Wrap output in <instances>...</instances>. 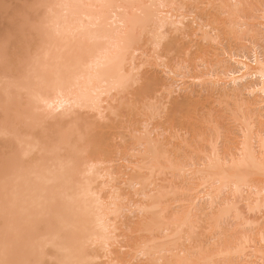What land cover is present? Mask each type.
Returning <instances> with one entry per match:
<instances>
[{
	"label": "bare ground",
	"instance_id": "bare-ground-1",
	"mask_svg": "<svg viewBox=\"0 0 264 264\" xmlns=\"http://www.w3.org/2000/svg\"><path fill=\"white\" fill-rule=\"evenodd\" d=\"M174 1L175 0H149L148 4H146L144 0H42L41 6L43 8L42 9L40 8V10L42 11L44 9V16L41 19H39L38 21H36L35 19V22H33L34 18H38V17L32 16L30 21H26L27 18L30 16L25 13V15L28 16L26 20H23V22H18L19 24L17 23L14 26L13 25L11 26V27H15L17 25V26L25 27L27 25L28 27L26 26V28H29L27 29L28 31H26V28L22 29V27H19V30L21 29L20 32L21 31L22 32L31 31V32H29L28 34L27 33L21 34L19 32L20 35H18V33L17 35H15L16 33H13L14 35L10 34L12 37L8 36L0 41V149H1L0 150V225H1V229L3 227V229L0 230V264H4L3 262L8 260H10L9 262L10 264L11 259L13 258L15 259V260L13 259V261L16 262L17 264H32L35 260L33 259V261L29 262L28 261L29 258L30 259L31 257L44 258L46 256L45 258L47 259L48 256H51V254L54 253H55L54 257L57 259L56 261L57 264H88V263L90 264L91 261L94 258H96V255H94L93 252L90 251L93 250V246L94 247L99 246L104 249L113 246V245L110 246V244L114 239L116 241V238L113 239L112 237H110L112 231H109L110 224L109 221H108L109 225L107 224L105 217L108 214L118 215L120 208L118 205L121 204V203L118 204L119 202L118 200L124 198L130 192L127 193L128 190L126 188H119V186H122V183L118 187L112 186V183L114 181L116 182V180L121 179L125 187H130V191H131V186L133 187L135 186V191H134L135 193L136 192L138 193L139 190L142 191L143 188L147 185L146 184L143 186L145 182L147 183L146 179L148 177L150 178L149 176L150 173H148V176L144 177L146 175V173L143 174V171H145L144 169H147L148 172L152 173L154 168L156 169L158 164L160 163L159 159L162 157L161 155H165V154L164 152H161L159 150L160 145L157 147L158 143L155 141L156 139H154L158 135H155L154 138L150 139L149 137H145V136H149V135H145L149 130L146 133H143L144 135L143 134L139 135V133H141L139 132L140 131L139 129L141 128L139 127H137L138 129L133 128L131 129V131L129 130V133L131 132L130 135L132 136L134 141L131 142L132 144L130 142L128 143V141L127 142L125 141V135L129 137L128 134H125L126 132L124 133L125 135H121V137L118 138L120 139L124 136V139L120 141V144L123 143L122 146L123 149H125V151L123 152H126V150H128L129 152L132 151L130 156L133 158V160L131 157H129L131 161L128 160L129 161L128 164L130 167L126 165L130 170L123 171L121 169H115L116 168L114 167L115 165L113 167L112 166L110 167L109 165L112 162L119 159V158L116 159V156H118V154L121 155V152L118 151L121 145H116L117 143H119V141L115 142L114 143L115 146L113 148L112 145L114 144L112 142H114L116 138L113 141L110 140L111 142L110 141L108 142L107 137L112 138L111 136L117 137L118 135V132L113 130L118 131L121 127L120 123L117 122L116 120L118 119L119 116L118 114H120L119 108H121L122 106L121 103H123L124 100H126L125 98H127V96L129 95H131L132 97L134 96L133 98L134 99L136 98L135 99L136 102L138 100L137 98L140 97L141 99L142 93L140 94V91L142 88H143L142 90H144L145 87L146 88L154 87V85L153 86L151 85H152V81L155 80V78H157L155 76L154 79L151 78L153 79L152 81L150 79L148 82L146 81L144 87L138 86L141 75V73L139 74V72L142 66L146 63V61L144 62V60L143 63L140 62V58H139V56L142 55L143 53L141 50L142 49L141 45L139 46V44L141 42V36L144 33V31H146V33L148 32L146 28L152 25V31H150L149 33L151 41L148 40V37L146 39L151 44H153L155 48H158L160 45L162 46L163 44L162 41H165L164 39H166L167 33L164 31V29L167 28V25L168 27L171 25L175 31H184V32H185V26H188L183 24L182 17L177 18L178 17L177 16L175 20H172L171 14L173 13L170 12L174 11L173 8V5L175 3ZM37 2H39V0H37ZM234 3L235 4H233L232 6L233 11L237 10L238 9L237 6L240 5L237 2ZM38 8L39 7H37V9ZM230 8L228 9L229 11ZM227 11L225 13H227ZM15 17L14 19L16 20ZM17 19L19 20V17ZM10 23L12 24V22ZM7 24H9V22ZM5 26L4 28L10 27L7 25ZM245 27L246 29H248L247 28L248 26ZM11 29L12 28H8L7 30L11 31ZM246 29L243 30L247 32ZM0 31L2 33L3 32L7 33L2 30ZM205 34L207 35V33ZM247 34L249 33L247 32ZM187 35L189 34L187 33ZM1 36H7V35L1 34ZM174 37L176 36L174 35ZM142 40H143L142 42L144 43L145 41L147 42V40H145L144 37ZM149 42L147 43L149 44ZM171 44L172 42H170L169 45L168 43L166 45L167 47L168 46L171 47ZM172 46H173L172 48H174V45ZM255 47L257 48V46H254L253 47L254 50H252V55L251 54L250 55L253 58V61L255 62L254 65H256L257 68H255L254 66L255 69H252L245 63L246 61H248V57H249L246 56L245 53L243 54L241 53L240 55H232L230 56L231 59H229V61L232 60L234 64L237 65V67L235 66H234L235 68L229 67L226 72L221 74L222 75L221 79H223V81L226 80V82L228 81L229 85L231 84L232 89L230 91L233 93L235 97L242 95L243 92L247 94V96L253 98L258 96L259 100L257 102L255 101L254 98L253 101H248V102L246 101L245 103H241L243 105H246V107L249 109L253 105L259 107L260 110L256 113V119L250 117L257 122L256 127H258L257 128L258 130L255 131L254 130L255 125H253V129L252 126H250L251 129L249 128L248 130L247 128V131L246 130L245 132L243 131L244 132V134H242L243 139L240 142V148L238 149V153L235 157H232L229 161L225 159L229 158V156H231L232 154L230 155L228 154L229 156L226 155L227 157H224V160H222L219 156L221 153L218 154L217 152L218 148L215 147L216 148L215 149L214 147L210 146L213 149L211 148L212 152L211 154H209L210 156L208 155L210 158L209 157L207 158L208 159L207 160L208 163H206L207 166L205 165L206 166L205 168L201 170H197L196 172L202 175L204 179H213L214 183L211 188L214 189L212 191L209 189L210 192L208 191L207 193L203 194V196L200 195H198L199 197L196 196L197 200L196 198L195 199L192 198L194 199V200L191 199L190 202L192 203L187 201L188 205L190 203L189 207L192 204L191 207H193L198 214L200 213V211L202 212V208L198 207L200 208L198 209L196 206V203L199 200H203V199L205 200V198H207L206 200L209 201L207 206H209L208 208H211L215 204L216 200L218 199L222 191L228 187L231 189L232 194L234 195L235 198L239 197V200L241 197L242 198L244 197L243 196L244 194H246V196L249 198L254 194L255 196L253 198L255 199L250 205L251 209L252 208L258 209L260 207L262 208L263 206L262 204L264 203V122L262 120H264V114H263L264 113V59L260 56L261 54H259L255 50L256 49ZM152 57L151 59L155 58ZM159 58H160L159 54L157 56L156 53V59L158 60ZM157 65L160 66L162 65V67H165L163 62ZM157 65L154 64V66L156 67ZM174 70L175 69H173L172 72ZM149 72H151V70ZM172 72L170 71L169 75L170 74L174 75L172 74ZM157 79L156 82L157 81L161 82L160 79L158 80ZM247 80H250V82H247ZM160 86L161 85L159 86L157 85V87L154 88L161 89L163 86L166 85H163L162 87ZM170 87L173 88L172 86L169 85L167 86V88L165 87L166 88L165 97L166 95L168 98L171 97L173 92L169 89ZM150 90L151 89L146 90L145 93H147V95L151 94L152 96L155 91L152 90L153 92L151 91V93L148 94V91ZM224 90L225 89H223V91ZM145 93H143V97H142L143 99L147 98L144 97ZM223 93L224 95H226V93H229V91ZM131 96L129 97L131 98ZM223 97L225 98V96ZM134 99L132 101H134ZM143 99H141L140 101H142ZM119 100L121 101V103L119 102ZM172 100L174 99L172 98ZM114 102L116 103L118 102V104L115 105ZM179 102L180 101H178V104ZM232 102H234V100ZM132 103L134 102H131V104ZM135 104L137 105L138 103ZM176 104L177 103H175V105ZM155 105L156 103H154V106ZM131 106L132 105H130L129 107L131 108ZM160 106H162V104ZM129 107L128 110L130 109ZM82 110L84 111L82 112ZM85 110L91 111V116H89L90 112L89 113L88 111L85 112ZM107 110L110 112V114L114 113L115 116L117 117L116 119L114 118L110 119L109 117L110 119L109 125L106 124L100 125L99 127L100 129L101 127L105 126L107 130L103 129V131L102 130L100 131V129L99 128L96 129L95 126L96 131H94V127L91 125L92 123L89 124V121L86 120L85 124H82V121L81 123L79 122L80 121L78 117L79 111L80 114L82 113V115L84 113V115L81 116L82 118H84L85 113H88L87 117L89 118L87 119L89 120L90 117L92 118L93 116L92 112L96 114V117L98 116L97 117L98 119L99 117L101 119L106 118L104 112H106ZM120 110H123V106L122 109ZM137 111L138 110H136L135 112ZM260 111H263V113H261ZM254 112H252V114ZM129 115H132V111L131 113H129ZM134 118L135 117H133V119ZM250 118L247 119H249L250 121ZM124 119L127 120L128 117H124ZM157 119H159V117ZM138 120L134 123L135 125L137 124ZM167 120L169 121V119ZM244 122H248V120L247 121L244 120ZM94 123L95 125L97 124L98 127L99 125L98 120H95ZM124 123L122 125L123 126L122 130H124L123 129L124 126L125 129L127 126L125 125L126 123L125 124ZM133 125H131V127H133ZM128 127L130 126H127V128ZM154 129L156 130V127ZM251 130H254L255 132H252ZM143 131H145V129ZM253 136L256 137L260 151H257L258 148L256 149L251 143L252 140L253 141L255 140L253 139ZM127 137L126 139L128 140ZM124 142L131 145L126 146L125 145L126 143ZM159 143L161 142L159 141ZM170 146L171 145H169V147ZM141 148L143 149V151L139 152ZM129 152L127 155H129ZM165 153L167 154V151ZM143 155L146 158L143 157ZM141 156L144 159L139 158ZM125 158L127 159L128 157H123L122 161H124ZM164 159L165 158L163 157V160ZM146 160L148 161L147 165H144V162ZM167 161L168 160H166V162ZM161 164L163 165V163ZM171 165L172 164H170V166ZM159 166L162 168L161 165ZM160 169H159L160 172L163 171ZM174 171H178V170H174ZM179 171H183V170L180 169ZM176 176H177V172H176ZM101 179L102 180L106 179V181L104 180L105 182L99 183L102 182L100 181ZM97 180H99V182ZM143 180L145 181L143 182ZM107 184H109L108 185L109 190H107V192H104L103 187L104 186L107 187ZM136 186H138L137 188H139L140 186V188L136 190L137 189ZM243 188H247L248 192L247 191H246L247 193L243 192L244 194L242 195ZM164 189L165 187L162 188L161 190ZM188 190L191 191L190 189ZM250 191L253 194L249 195L248 193ZM103 193L108 194V196L110 197V202L107 203L106 200L107 198L104 199ZM132 194L133 193H131V196ZM131 196L129 197V199L126 198V200L127 199L129 200V201L127 200L128 202L131 201L130 200ZM246 196L245 198H247ZM151 197H152L151 199L149 198L150 200L153 199V195ZM160 197L161 194L159 191V198ZM166 197L167 196H165V198ZM157 199L158 198H156V200ZM228 199L226 198L222 199L221 204L217 205L220 206L221 208L218 209H220V215L222 216L228 215L227 213H230V211L232 210L231 206L234 205L231 204L232 200L230 201ZM150 200L148 201L149 204H147L148 203L147 202L146 205L142 204L143 206L140 207L136 206L137 208H139L140 212L143 213L145 212L147 214L145 216L151 214V216H148L149 217L147 218L148 220L146 221L144 220V222L140 225L141 228H139L138 233H140V231L151 233L152 231H154V229L158 228V225H161V223L158 221L161 219V216L160 219L155 220L157 217L154 216H156L158 213L156 214V212L154 213L148 212V211H152L154 208L156 210V207L158 206L155 202L151 203ZM157 203L159 204V201ZM125 204L127 205V203ZM163 205H161V207ZM121 206L123 207L124 205ZM193 208L191 210H193ZM125 209L127 210V208ZM191 210L189 211V213H191ZM240 211L241 210H239V212ZM189 213L187 212V214L183 217V220L180 223L181 226L185 225L186 222L189 221L188 220L190 218ZM161 214L162 213H160V215ZM111 216L113 215H110V217ZM152 216L154 219L151 218ZM180 216L182 215H179V217ZM142 218L140 217V220ZM174 219L172 217V220ZM162 221H164V219H162ZM213 222L216 223L215 221ZM254 222H256V220ZM170 224H175V222L174 223L170 222ZM191 225L193 224L191 223ZM161 226H165V225H161ZM175 228L178 230L177 226ZM181 228L179 230H181ZM112 229L113 228H111V230ZM159 229H161V227H159ZM176 229L173 230L177 231ZM171 231H169L167 236L171 235ZM173 234L174 233H172V235ZM154 235L156 236V234ZM154 235L152 233L150 237L152 236L155 237ZM150 237H148L147 235V238ZM240 237H245V236H240ZM259 237L262 238V236ZM168 239H166V241ZM176 239H178V236ZM251 239L254 240V238L252 237ZM148 240H146L145 242L144 239L143 240L144 243H139L140 240H138L139 244L136 242L137 243L136 246L138 245V247H136L137 249L134 248L131 250V252H135V251L138 252L137 250L139 248L141 252H145V254H148V253H152L150 252L151 250H156L164 246V244H158L157 246H153L151 248L147 244L151 240L149 241ZM173 241L176 240L172 239L171 242ZM241 241L243 242V240ZM245 241H247L246 238ZM156 242H160V241H156ZM153 243H155V241H153ZM244 244L246 243L244 242L242 244L236 245V247L237 246L238 247L232 251L230 250L231 252L229 253L227 251L228 253L227 255H229L232 252H234L233 254H235V252L240 253L239 249L240 251H242L241 245ZM24 247L25 249L27 247H29L30 249L28 248L26 249V251H24L25 250V249L23 250ZM46 247H51L54 253L52 250L49 249L48 253L49 251H52V253L45 255L44 249ZM22 250L25 253H27V250H30V254H26L24 256L25 253ZM140 251L139 254H141ZM19 252H21V254L23 255H21ZM108 252L110 253V251ZM113 252L112 254H114ZM124 252L122 251V253ZM158 252H160V250L157 251L156 253ZM262 252H258V254L259 253L262 254ZM171 253L172 254L176 253V255L174 254L176 256L175 257L176 264H184L186 262L185 257L184 258L179 257V256H184V254L183 255L180 254L179 256H177V252H171ZM95 254H97V252ZM99 254L100 253H98L97 255ZM102 254L103 253H101V255ZM117 254L120 253L118 252ZM233 254H231L230 256H232ZM132 255L130 256L128 254L127 256L132 257ZM201 255H205V254L201 252ZM137 256L136 258H138ZM158 256L155 259L154 258H152V260L150 259L149 262H152V264H158V260H160ZM161 256L163 255L161 254L160 257ZM199 257L201 256L199 255ZM109 258L107 257V260H109ZM126 258L128 259V257ZM46 259L45 261H47ZM120 259L121 258H119L118 261L116 262L118 263L120 262L121 264L122 260L119 261ZM51 260H54V258ZM98 260H100V258ZM115 260H117V258ZM115 260H113L114 263ZM206 260L204 261L206 262ZM262 260L263 258L261 259V261ZM40 262H44V261H39L37 264H39ZM126 262L129 261H126L125 259L124 264H126ZM102 263L104 262L102 261ZM33 264L36 263L34 262ZM92 264L94 263L92 262ZM98 264H101V261L100 263L98 262ZM167 264H173V263L167 262Z\"/></svg>",
	"mask_w": 264,
	"mask_h": 264
},
{
	"label": "rangeland",
	"instance_id": "rangeland-1",
	"mask_svg": "<svg viewBox=\"0 0 264 264\" xmlns=\"http://www.w3.org/2000/svg\"><path fill=\"white\" fill-rule=\"evenodd\" d=\"M33 1H35V2H33ZM33 1H31V0H0V4H1V7H0V22H1L0 30L7 32V33H4V32L2 33L0 31L1 32L0 33V41L3 40L4 38L8 37V36L12 37L10 34H13V33H16L15 35H17V33H18V35H20L19 32L21 29L19 30V27H22V26H17V25L15 27H11V26L12 25L14 26L18 22H23V20H26V18L28 17L27 15H29L30 17H28L29 20L27 18L26 21H30L32 16L38 17V18L33 17L34 18L33 22H35V19H36V21H38L39 19H41L44 16V9L42 11L40 10V8L41 9L43 8L41 6L42 0H39V2H37V0H33ZM144 2L146 4H148L149 0H144ZM174 2H175L173 5L174 11L170 12V13H173V14H171L172 20H175V18L177 16H178L177 18L182 17L183 24L190 26V27L185 26V32H187L189 35H187V33H185L184 31H175L171 25L169 27L167 25V28L164 29V31L167 33L166 39H164L165 41H162V43L164 45L161 43L162 44V46L160 45L161 47L159 46L158 48H155V46L148 41V40L151 41L149 33H150V31H152V25H150V27L148 26L146 28V30L148 32L146 33V31H144V33L142 34L141 42L139 44V46L141 45V48H142L141 50L143 52L142 53L143 56L142 55L139 56L140 62L143 63V60H144V62L146 61V63L142 66V68L139 72V74L141 73V75H140V82H139L138 86L144 87L146 84V81L148 82L149 79L152 81L155 77L160 79L161 82H158V81L156 82L157 78H155V80L152 81L151 86H153V85H154V87H157V85L158 86L161 85L160 87H162L163 85H166V86H163L161 89L160 88H154V87H152V88H146L145 87L146 89L144 88V90H142L143 88L141 89L139 87L141 89L140 94L142 93L141 99H143L142 98L143 93H145L146 90L151 89L150 91H148V94L151 93L152 90L155 91L154 92L155 95L153 94L152 96H151V94L147 95V93H145L144 97H147V98L143 99L142 101H140L141 99L138 96L139 98H137L138 100L135 102L136 98L134 99L133 98L134 96L132 97L131 95H129V96H131V98L129 96H127V98H125L126 100H124V98H123V100H124L123 103H121V101L119 100V102L123 106V110H120V109H122V106L120 105L121 106V108H119L120 114H118L119 116H118V119L116 121L120 123L121 127L118 131L113 130V131L118 132L117 137L116 136L115 137L111 136L112 138L107 137L108 142L110 140L113 141L116 138V140L112 143L114 144L115 142L119 141V143H117L116 145H121L120 149L118 150L119 152H121V155L118 154V156H116V159L117 158H119V159H117L116 161L112 162L109 165L110 167L111 166L113 167L115 165L114 166V167H116L115 169H121L123 171H125V170L129 171L130 170L128 168V167H130L128 163H129V161H131V159L129 157H131L130 155H131L132 151L130 150L131 152H129L128 150H126V152H123V151H125V149H123V147H122L123 143L120 144V141H122L124 139V136L120 139H118V138L121 137V135L128 134L130 138L127 137V135H125V141L126 142L128 141V143L129 142L131 143L133 141V138L130 135L131 132L129 133V130L131 131V129H133V128H137V127L141 128V129H139L140 130L139 132H141V133H139V135H142L143 133H146L149 130L152 134L148 131L147 134H145V135H149V136H145V137H149L150 139L154 138L155 135H158L154 139H156L155 141L158 143L157 147L160 145L159 150L161 152H164L165 155H161L162 157L159 159L160 163L158 164V166L156 168L157 170L154 168V170L152 171L153 174L151 172H148L147 169H144L145 171H143V174L146 173V175L144 177L148 176V173H150L149 174L150 178L148 177L146 179L147 183L145 182L143 184V186L147 184L146 186H149V187L145 186L146 188L144 187L142 191L139 190L138 193L137 192L135 193L134 192L135 186L134 187L131 186V191H130V187H125L123 185V181H121V179L116 180V182L114 181L113 183H115V184L112 183V186H117V187L119 185H121V183H122L123 187L119 186V188H126L128 190L127 193L128 192H130V193H128L124 198L118 200L119 201L118 204L121 203L118 205L120 207L118 215L110 214V215H113L110 217V215L108 214L105 217L107 224H108V221L110 224V225L108 224L110 226L109 231H112L110 237H112L113 239L116 238V241H115V239L113 240L114 242L110 241L111 242L110 246L111 245H113V246H111L107 249L101 248L99 246H97V247L93 246V250H90V251H92L93 254L96 255V258H94L90 264H92V262L94 264H96V263L98 264V262L100 263V261H101V264H104V263L105 264H107V263L120 264V262L119 263L116 262V261H118L119 258H121L119 261L122 260L121 264H124L125 259H126V261H129V262H126V264H130V262H131V264H152V262H149L150 259L151 260H152V258L155 259V258H157L158 255H159L158 258H160V260H158V264H167V262L176 264L175 263L176 262V258H175L176 253L172 254L171 252H177V256H179L180 254L181 255L184 254V256H179L181 258H184V257L186 258V262L184 264H208V263L209 264H264V253H263L264 252V238H263L264 237V230H262V229H264V219H263V217H264V203L262 204L263 205L262 208L260 207L258 209H253V208L251 209L250 205L255 199V198H253L255 195L251 191L248 194L249 195L253 194V196H250V198H249L246 196V194L243 193V192L247 193L248 189L243 188L242 195L244 194L243 195L244 197L243 198L241 197L239 200V197H236V198L234 197V195L232 194V191L229 187L225 188V190L222 191V193L220 194V196L216 200L215 204L211 208H208L209 206H207L208 202H209L208 200H206L207 198H205L206 201L204 199L199 200L196 203V206H197V208L201 207L202 212L204 210L203 214L200 211V213H199L200 215L197 213V211H195V209L193 207H191L192 204L189 207L190 203H192V202H190L192 198L195 199L196 196L199 197L198 195L203 196V194L207 193L209 191V189L211 191L214 189V188H211L213 186V183H214L213 179H204V177L202 175H200L196 172L197 170H201L207 166V164H206V163H208L207 158L210 156L209 154H211V152H212V149H213L212 147L218 148L217 152H218V154L221 153L219 156L222 160H224V157H227L226 155L232 154L233 156L228 155L229 158L225 159V160L229 161L232 157H235L237 155L238 149L240 148V142L243 139L242 134H244L245 130L247 131V128H248V130H249V128L251 129L250 126H252V129H253V125H255L254 130L255 131L258 130L257 129L258 127H256L257 122L254 121L252 118L256 119V113L260 110L259 107L257 106L258 107L257 108L255 105H253L256 108L252 106V107H250V109H251L250 110L249 108L246 107V105L241 104V103H245L246 101L247 102L253 101L254 98H255V101L257 102L259 100L258 96L253 98V97L247 96V94H245L243 92L242 95H244V96L239 95L240 97L239 96L235 97L233 95V93L230 91L232 89L231 84L229 85L228 81L226 82V80L223 81V79H221L222 78L221 74L226 72L229 67H231V68L237 67V65L234 64V62L232 60L229 61V59H231L230 56L240 55L241 53L242 54L245 53L246 56H249L248 61H246L245 63L250 68H252V69L257 68V66L254 65L255 62L253 61V58L251 57L252 50H254V48H253L254 46H257L258 49L255 47L256 48L255 50L259 54H261L260 56L264 59V49H263L264 48V30H263L264 29V0H236V1H234V0H175ZM234 2H237L238 4H240L237 6L238 9L235 11L232 10V6H233V4H235ZM177 3H178V5H177ZM25 4H27V5H25ZM37 7H39V8L37 9ZM223 7H225V8H223ZM34 8H36V9H34ZM180 8H182V9H180ZM229 8H230V11L228 10ZM225 10L226 11L228 10L227 13H225L226 12ZM36 12H38V13H36ZM231 12H233V13H231ZM20 13H22L24 15H22ZM25 13L27 15H25ZM229 13H230V15H229ZM14 17L16 18L17 21L14 19ZM18 17H19V20L17 19ZM11 20H13V21H11ZM8 22H9V24H7ZM10 22H12V24ZM228 22H229V24H228ZM5 25L10 26V27L4 28ZM26 26L22 27V29L26 28ZM245 26H248L247 27L248 29H246ZM8 28H12L11 31L7 30ZM14 28H17V29H14ZM27 29H29V28H26V31H28ZM243 29H246V31L249 34H247V32H245ZM254 31H257V32H254ZM29 32H31V31H29ZM29 32H24V31L22 32L21 31L20 33L21 34L22 33L28 34ZM190 33L192 36L190 35ZM205 33H207V35ZM1 34L7 35V36H1ZM173 34L176 37H174ZM194 34H195V36H194ZM143 37L145 40H147L146 38L148 37L147 42H149V44L145 40L144 41L147 44L142 42ZM177 37L181 38V39H178ZM254 39H256V40H254ZM178 40H180V41H178ZM170 42H172V44H171V47L168 46L169 47L168 48L166 44L168 43V45H169ZM174 42H175V44H174ZM172 45H174V48H172L173 47ZM145 47H146V49H145ZM155 52L157 53V56H158V54L160 56V58L158 60L156 59V53ZM154 53H155V55H154ZM247 53H249V54H247ZM166 54H168V55H166ZM144 55H147V56H144ZM151 57L152 58L155 57V58L151 59ZM150 61H151V63H150ZM165 61H167V62H165ZM250 61H252V62H250ZM161 62L164 63L165 67H162V65L161 66L157 65V64H161ZM154 64H156L157 67L154 66ZM254 66H255V68H254ZM171 69L172 70L175 69V70L172 72ZM150 70L152 73L149 72ZM154 70L155 71L157 70L156 73ZM168 71L169 72L171 71L172 74H174L175 76L171 75V74L169 75ZM151 78H153V79H151ZM247 82H250V80H247ZM155 84H156V86H155ZM168 85L173 87V88L170 87L169 89L173 92L171 97L174 100H172L171 97L168 98L167 95L165 97L166 88ZM163 88H165V89H163ZM223 89H225V90L223 91ZM226 90L229 91V93H226L227 92ZM222 91L225 92L226 95H224V93ZM223 96H225V98ZM124 97H126V96H124ZM149 97H151V98H149ZM229 98H230V100H229ZM241 98H242V100H241ZM250 98H251V100H250ZM129 99H130V101H129ZM133 99H134V101H132ZM127 100H128V102H127ZM233 100H234V102H232ZM178 101H180L179 104H178ZM131 102H134V103L131 104ZM114 103H115V105L118 104V102L117 103L114 102ZM114 103H113V106H114ZM127 103H128V105H127ZM135 103H138L137 104L138 106ZM154 103H156L155 106H154ZM158 103H160V104H158ZM175 103H177V104L175 105ZM185 103H186V106H185ZM161 104H162V106H160ZM130 105H132L131 108L129 107ZM173 105H174V107H173ZM128 107L131 110L130 109L128 110ZM178 107H179V109H178ZM132 108H134V109H132ZM137 108H140V109H137ZM148 108H150V109H148ZM167 108H168V110H167ZM183 109H185V110H183ZM252 109H253V111H252ZM136 110H138V111L135 112ZM153 110L156 112H154ZM174 110H175V112H174ZM83 111L84 110H82V112ZM87 111H88V113L90 112L89 116H91V111L85 110V112H87ZM127 111L128 112L130 111L129 113H131V111H132V115H129V113ZM185 111H186V113H185ZM126 112H127V115H126ZM165 112H166V114H165ZM252 112H254V113L252 114ZM260 112L263 113V111H260ZM78 113H79L78 117L80 120L79 122L81 123V121H82V124H85L86 120L89 121V124L92 123L91 125L94 127V131H96L95 126L97 129L100 127V125H103V124L109 125L110 119H113V118L116 119L117 118L114 113L110 114V112L108 110L106 112H104L105 116H106V118H104V119H101L100 117L98 119L97 118L98 116L96 117V114L92 112L93 116H92V118L90 117V119L88 120L87 119V118H89V117H87L88 113H85L84 118L81 117L84 115V113H83V115H82V113L80 114V111ZM172 113H174V114H172ZM111 115H112V117H111ZM136 115H138V116H136ZM109 117H110V119H109ZM124 117H128V119L125 120ZM129 117H131V118H129ZM133 117H135V118L133 119ZM158 117H159V119H157ZM168 117H170V118H168ZM250 117H252V118H250ZM247 118H250V121ZM167 119H169V121ZM95 120H98V123H99L98 127H97V124L95 125V123L97 121L94 123ZM137 120L139 123L137 122V124L135 125L134 123ZM146 120H147V122H146ZM214 120H216V121H214ZM240 120H241V122H240ZM244 120L245 121L248 120V122H244ZM125 121L126 122L128 121V122L126 123ZM262 121L264 122V120H262ZM104 122H106V123H104ZM107 122H108V124H107ZM129 122H131V123H129ZM123 123L127 126H130V127L127 128V126H126V129H125V126H124V128H123L124 130H122ZM131 125H133V127H131ZM141 126H143V127H141ZM153 127L154 128L156 127V130ZM244 127H246V128H244ZM103 129L105 130L106 127L105 126L101 127L100 131L101 130L103 131ZM144 129H145V131H143ZM254 130H251V131L255 132ZM151 136H153V137H151ZM126 137L128 138V140L126 139ZM158 139H160V140H158ZM253 139H255V140L254 141L252 140V142H251L252 145L256 149L258 148L257 151H260L256 137L253 136ZM165 140H166V142H165ZM159 141L162 144L159 143ZM126 142H124V143H126ZM212 142H213V145H212ZM109 144H111V143H109ZM131 144L126 143L125 145L128 146ZM215 144H216V146H215ZM169 145H171V146L169 147ZM112 146L114 148L115 144ZM161 146H163V147H161ZM210 146H212V147H210ZM225 146H227V147H225ZM201 150H202V152H201ZM209 150H210V152H209ZM142 151H143V149L141 148V150L139 152H142ZM166 151H167V154L165 153ZM128 152H129V155H127ZM123 157H128V158L127 159L125 158L124 161H122ZM143 157H145V156L143 155ZM163 157L165 158L164 160H163ZM139 158H142V156ZM142 159H144V158H142ZM132 160H133V158H132ZM166 160H168V161L166 162ZM172 161H174V162H172ZM147 162L148 161L146 160L144 162V165H147ZM161 163H163V165ZM170 164H172V165L170 166ZM159 165H161L162 168ZM169 168H171V169H169ZM159 169L163 170V171L160 172ZM180 169H182L183 171H179ZM174 170H178V171H174ZM176 172H177V176H176ZM152 176H154V177H152ZM104 180L106 181V179H103V180L101 179L100 181H102V182H99V180H97V181L99 183H103V182H105ZM144 181L145 180H143V182ZM192 181H194V182H192ZM117 182H118V184H117ZM109 184H107V187L106 186L103 187L104 192H107V190H109V186H108ZM132 185H135V184H132ZM110 187H111V185H110ZM137 187L138 186H136V188ZM164 187H165V189L161 190ZM132 188H133V190H132ZM139 188H140V186H139ZM139 188H137L136 190H138ZM186 189L187 190L190 189L191 191L188 190L189 191L188 192ZM146 191H148V192H146ZM159 191L161 194L160 198H159ZM228 191H230V192H228ZM131 193H133L132 196H131ZM175 193H176V195H175ZM103 194H104V199L107 198L106 199L107 203L110 202V197L108 196V194L107 193H103ZM151 194L153 195L152 200H150L152 198ZM156 194H157V196H156ZM192 194H194V195H192ZM148 195L149 196L151 195V196L149 197ZM226 195H227V197H226ZM105 196H107V197H105ZM130 196H131V199H130L131 201L128 202L129 201L128 199ZM165 196H167V197L165 198ZM245 196L247 198H245ZM126 198H128L127 199L128 201L126 200ZM156 198H158V199L156 200ZM225 198L226 199L229 198L228 200H230V201L232 200L231 204L232 205L234 204V205L231 206L232 208L230 207L233 211L229 208L231 210L230 213H227L228 215L222 216V215H220V209L221 208H220V206H217V205H220L222 199H225ZM194 199H192V200H194ZM149 200L151 203L155 202L159 207L157 206L156 210L154 208L152 211H148V212L149 213L156 212V214L158 213L157 214L158 216L157 215L154 216V217H157L155 220L160 219V216H161V219L158 221L161 223V225H165V226L158 225V228L154 229V231H152L151 233L145 232V231H140V233H138L139 228H141L140 225L144 222V220L145 221L148 220L147 218H149L148 216H151V214L148 216H145L147 214L145 212L144 213L140 212L139 208H137L136 206L140 207V206H143L144 204L146 205V203ZM196 200H197V198H196ZM218 200H219V202H218ZM125 201H127V202H125ZM158 201H159V204L157 203ZM187 201L190 202L189 205L187 204ZM143 202H145V203H143ZM125 203H127V205ZM199 203H200V205H199ZM245 203H246V206H245ZM147 204H149V202ZM121 205H124V206L122 207ZM128 205H129V207H128ZM161 205H163L162 206L163 208L161 207ZM247 205H248V207H247ZM233 207H235V208H233ZM125 208H127V210ZM192 208H193V210H191ZM218 208H220V209H218ZM158 209H160V210H158ZM198 209H200V208H198ZM123 210H124V212H123ZM131 210H132V212H131ZM190 210H191V213H189ZM239 210H241V211L239 212ZM120 211H122V212H120ZM179 212H181L183 214H181ZM187 212L190 214V218L188 219L189 221H187L186 224L187 225L189 224V225L187 226L185 224V225H183L184 226L183 227V226H181L180 223L183 220V217L187 214ZM160 213H162V214L160 215ZM173 213H174V215H173ZM241 213H242V215H241ZM119 215H121V216H119ZM175 215H177V216H175ZM179 215H182V216L179 217ZM216 215H217V217H216ZM140 217L141 218L144 217V218H142L140 220ZM172 217H173V219L174 218L175 219L172 220ZM236 217L238 219L239 218H241V219L238 220ZM151 218H153V216ZM162 219H164V221H162ZM252 220H254V221L256 220V222H254ZM213 221H215L216 223H214ZM170 222H172V223L175 222V224H170ZM212 222H213V224H212ZM191 223L193 225H191ZM176 226H177L178 230L175 228ZM159 227H161V229H159ZM111 228H113L114 230L113 229L111 230ZM180 228H181V230H179ZM2 229H3V227H2ZM2 229H1V225H0V230H2ZM173 229H176L177 231H175ZM193 229H194V231H193ZM159 230H160L161 234H163V235L160 234ZM169 231H171V235L167 236ZM177 232H178V234H177ZM152 233H153V235L156 234V236L154 235L155 237H153V236L150 237L152 235ZM172 233H174V234L172 235ZM146 234L150 238H147ZM224 234H226V235H224ZM247 234H249V235H247ZM159 236H161V237H159ZM177 236H178V239H176ZM240 236H245V237H240ZM259 236H262L263 239ZM138 237H140L141 239ZM142 237H144V238H142ZM251 237L254 238V240H252ZM257 237H259V238H257ZM245 238L247 239V241H245ZM137 239L140 240V242ZM142 239L143 240L145 239V242L148 239L151 240L150 242L147 243L148 246L151 248L153 246H157L158 244H164V246L162 248H158L156 250H151L150 252H152V253H148V254H145V252H141L139 248L137 250L138 252H136V251L131 252L132 249L138 247V245L136 246V244L138 242L144 243V241ZM155 239H157V240H155ZM166 239H168V240L166 241ZM172 239L176 240V241L171 242ZM241 240H243V242ZM153 241H155V243H153ZM156 241H160L162 243L156 242ZM151 242H152V245H151ZM240 242L246 243L244 245H241V247H242L241 249L243 252L240 251V249H239L240 253L235 252V254H233L234 252H232L229 255H227L229 252H231L232 250H234L235 248L238 247V246L236 247V245L242 244ZM247 244H249V245H247ZM26 246H28V245H26ZM25 247L23 248V250L25 249ZM28 248L29 247H27L26 249H28ZM115 248H117V249H115ZM26 249L24 251H26ZM49 249L53 251V249L51 247H46L44 249L45 255L52 253V251H49V253H48ZM216 249H218V250H216ZM159 250H160V252L156 253ZM212 250H215V251H212ZM32 251H33V249H32ZM108 251H110L111 254ZM122 251L123 252L125 251V252L122 253ZM139 251L141 252V254H139ZM219 251H221V252H219ZM227 251H228V253H227ZM235 251H237V250H235ZM94 252L95 253L97 252V254L100 253L99 254L100 257H99V255L95 254ZM104 252H106V253H104ZM112 252L114 254H112ZM118 252L122 255H125V256L117 254ZM127 252H129V253H127ZM201 252L205 255H201ZM222 252H225V253H222ZM258 252H262V254H260V253L258 254ZM19 253L21 254V252H19ZM53 253H54V251H53ZM101 253H103V254L101 255ZM115 253H116V256H115ZM26 254H30V250H27V253H25L24 256ZM54 254H51V256H48L47 259L45 258L46 256L44 258L43 257H41V258L31 257V259L29 258L28 261L31 262L34 259L35 260L34 262L36 264L39 261H44V262H40L39 264H54V263L57 264V262H56L57 259L54 257ZM128 254L130 256L132 254H134V255H132V257H130V256H127ZM136 254L137 255L139 254V255L137 256ZM161 254L163 256L160 257ZM231 254H233V255L230 256ZM21 255H23V254H21ZM105 255H106V257H105ZM107 255H109V256H107ZM185 255H187V256H185ZM199 255L201 257H199ZM136 256L138 258H136ZM208 256H209V258H208ZM238 256H239V259H238ZM101 257H103V258H101ZM107 257L108 258L110 257L113 259L109 258V260H107ZM122 257H123V259H122ZM126 257H128V259L129 258L130 259L128 260ZM143 257H145V258H143ZM187 257H189L191 259H189ZM53 258H54V260H51ZM99 258H100V260H98ZM116 258H117V260H115ZM262 258H263V260L261 261ZM13 259H11V263L17 264L16 262L13 261ZM17 259H18V257H17ZM19 259H20V257H19ZM45 259L47 261H45ZM147 259H148V261H147ZM165 259H167V260H165ZM206 259L208 260V262ZM48 260H51V261H48ZM113 260H115V263ZM204 260H206V262ZM102 261L104 263H102ZM195 261H196V263H195ZM212 261H213V263H212ZM9 262H10V260L5 261L3 263L9 264ZM18 263H19V261H18Z\"/></svg>",
	"mask_w": 264,
	"mask_h": 264
}]
</instances>
